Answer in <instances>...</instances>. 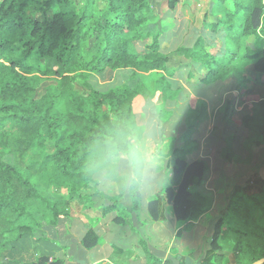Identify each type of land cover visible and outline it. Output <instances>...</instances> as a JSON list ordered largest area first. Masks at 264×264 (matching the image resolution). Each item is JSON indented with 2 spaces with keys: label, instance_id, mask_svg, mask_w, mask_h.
<instances>
[{
  "label": "trees",
  "instance_id": "16d2710c",
  "mask_svg": "<svg viewBox=\"0 0 264 264\" xmlns=\"http://www.w3.org/2000/svg\"><path fill=\"white\" fill-rule=\"evenodd\" d=\"M178 3L0 0V264H64L60 256L97 247L103 240L93 228L81 246L63 240L70 209L86 214L87 196L101 179L115 182L119 193L103 195L113 200L105 210L125 195L134 210L140 207L144 168L163 165V159L152 155L148 161L136 149L144 130L133 103L141 97L143 109L161 120L165 104L185 91L171 77L185 78L195 94L234 76L239 103L253 101L240 124L264 146V0H209L204 35L166 54L161 42L173 27L166 17L173 18ZM107 70L127 72L106 85L92 76ZM231 104L228 99L219 108L225 116ZM208 115L206 101L187 104L181 144H171L167 154L174 157L169 185L146 204L153 220L166 219L160 190L183 230L212 208L213 197L201 190L209 158L189 161ZM226 142L217 155L230 163L235 154ZM130 156L138 159L127 181L119 159ZM260 161L236 158L252 167L249 178L237 188L227 179L228 195L218 194L223 206L198 264H253L264 257V224L256 214L264 211ZM139 244L144 264H184L146 238Z\"/></svg>",
  "mask_w": 264,
  "mask_h": 264
},
{
  "label": "rangeland",
  "instance_id": "374dc122",
  "mask_svg": "<svg viewBox=\"0 0 264 264\" xmlns=\"http://www.w3.org/2000/svg\"><path fill=\"white\" fill-rule=\"evenodd\" d=\"M157 1L159 3L163 2V0ZM207 2H209V0H203L200 4L197 0H179L175 12L172 15L173 18L166 17L168 23L173 21V27L165 33L161 42V51L163 53H171L180 46H189L198 36L204 35V33H202V26L203 17L208 10ZM227 5L229 4L227 3ZM163 7L165 8L164 5ZM156 10H159L158 7H156ZM206 37H208V35ZM136 49L141 52L140 43L137 44ZM126 72V70H107L99 75L94 74L92 76L99 84L106 85L118 81ZM87 77L88 74L84 76V79ZM233 79L234 76H231L224 82H219L208 90L200 88V90L203 91L199 95L198 93L194 94L192 92L189 82L185 78L171 77L170 80L172 81V84L184 88L185 91L176 99L168 101L165 104V112L163 113L161 120L143 109V99L141 97L134 100L133 111L138 119L139 126H142L144 130V139L136 142V149L138 151L142 150L141 153H144L148 161L150 160L149 158H152V155H157L163 159V165L147 164V166H145L143 175L144 180L140 186L142 189L143 201L148 196V200L154 199L153 194L156 193L161 186L164 188L169 185L174 157L167 154L171 144L174 147H178L181 144V136L185 130L183 122L187 104L194 99L193 96L209 99V103L212 105V110L209 112L208 117L202 122L199 127L200 129H198L195 135L201 152L190 155L189 161L194 160L195 156L199 155L200 157H205L207 154V156H209L208 162L211 169V164L215 166V168L212 169V172H209L206 181L204 180V186L201 187V190H204L205 193H208L207 195L213 197V210L209 211L207 214L201 215L188 230L181 229L182 227L179 223H176L174 226L173 222L159 223L152 218L151 221H153V223L146 218L145 220L138 219L136 222L134 220L135 215H138V218L142 215L140 211L134 212L135 215H132L133 217L131 218L130 223L121 222L120 225L122 226L116 228V230H122V233L117 234L116 230L107 232V238L109 239L107 244L109 246L115 244L129 249L132 239L138 240L141 238H147L150 245L155 250L166 252L169 245L171 246L169 254L177 256L180 251L184 264L199 263L206 249L207 241L212 235L213 230L211 221H214V219L220 214V209L223 206L221 202L223 198L219 197L218 194H223V196L228 195V192L226 191L227 179H229L230 187L237 188V186L243 184L244 181L249 178L252 167L236 162V158L246 159L248 155H253L254 160L260 159L261 163L264 162V146L261 138L256 134L249 132L240 124L241 116L246 112H250L253 101H250V105L246 103L245 106H242V104L239 103V95H237V93H235L236 100L233 99L231 96L232 94L229 95L235 91L233 90L235 85ZM260 91L264 93V88L260 89ZM228 99L232 104L228 106V116H225V110L220 111L219 108L223 102ZM158 101L160 102L159 99ZM227 140L231 142V147L235 154L233 161L230 163L225 162L220 156H218L219 152L223 150V148L225 149ZM137 159L138 157L134 156L119 159L120 174L124 178L132 177L131 166L137 161ZM261 170L264 172V169ZM113 192H117L115 183H108L104 179L99 180L95 193L87 196L88 199L90 198L89 201L86 200L90 210L87 209L86 213L91 214L92 211H101L99 208L109 206L113 200L108 199L103 195ZM159 192L167 208L168 214L169 212L171 213L172 207L167 199L168 196L163 190H160ZM109 208L110 209L104 212L106 215L103 221L109 217L113 218L115 215H129V218L131 216L130 212H126L122 206ZM76 213L80 214L72 207L70 209L69 218ZM256 214L259 217V221L264 224V211L257 210ZM131 222L133 224H131ZM75 223H77V221ZM150 223L151 226H149ZM126 225L129 228L134 225V231L131 229L130 231H125ZM72 226L73 228H70L69 230H71V234L75 239L81 229L79 224H74ZM145 226H149V231L146 230V233L144 231ZM48 236L50 237L52 234H49ZM132 248L138 256L142 258L143 255L140 245L135 244ZM60 257L64 259L65 256L63 255ZM94 257V253L91 251L89 253V258L91 259Z\"/></svg>",
  "mask_w": 264,
  "mask_h": 264
},
{
  "label": "crops",
  "instance_id": "0c3cea01",
  "mask_svg": "<svg viewBox=\"0 0 264 264\" xmlns=\"http://www.w3.org/2000/svg\"><path fill=\"white\" fill-rule=\"evenodd\" d=\"M201 1H203V0H197V2L199 4L201 3ZM206 4L209 6V2H207ZM261 81L264 83V76L262 77ZM202 91L203 90L199 89L198 94L200 95V93ZM235 93H237V95H239L238 91H233L232 93L229 94V95L232 94L231 96L233 97L234 100H236ZM193 97H194V99H202V100L206 101L208 104V112H211L212 105L209 103L208 98L203 99V98H200L198 96H193ZM230 99H231V97H230ZM246 103L248 105L251 104L250 101H248V102L242 103V106H245ZM205 135H207V134H205ZM199 152H201L200 149H198L197 153H195V154H198ZM195 157L202 158L203 156L200 157L198 155ZM207 157L209 158V156H207ZM211 165H212V169H214L215 166L213 164H211ZM209 166H210V164H209ZM209 169H210L209 172H212L211 167H209ZM129 179L130 178H127V181ZM143 180H144V176L142 178V181ZM111 183H115V182H111ZM118 194H119L118 189H117V192L107 193V195L113 196V197L117 196ZM148 198H149V196L146 197L143 201L141 200L140 207L136 210L133 209L132 201L128 195L123 196L121 199L118 200V202L115 203V206H114L115 208L117 206L118 207L122 206L126 212H130V214H131L130 218H129V215L128 216L115 215L113 218L109 217L108 219L103 221L104 217L106 215V213H104V212L107 210H105V208L102 207V208H99V210H101L102 212L101 211H96V212L92 211L91 214H89V213L77 214L76 213L71 218L66 219L64 229H65V232L67 235H66V239L63 240L65 242V244L66 243L68 244V242H69V244H70V242H74V244L81 246V239H82L84 233L90 228H93L97 232V235L103 240V242L99 243V245L93 249H83L82 254H80L77 250H74V251L72 250L71 253L64 255L65 256L63 259L64 264H144L145 263V255L143 253V250H142L143 256L141 258L138 256V254L132 248V246L135 244L140 245L139 244L140 239H138V240L132 239L129 249L123 248V247L115 245V244H112V246H109L107 244L108 240H109L107 238L108 237L107 232L115 231L116 228L122 226V225H120L121 222L130 223L131 218L133 217L132 215H135L134 212H138V211L141 212L142 216H139L140 218H138V215H135L134 220L136 222L138 219L145 220V218H146L148 221L153 223V221H151L152 219L150 218V216L147 213V205L146 204L148 202ZM211 210H213V209L211 208L209 211H211ZM209 211H207L205 214H207ZM165 216H166L165 220H163V221L158 220L156 222H159V223L173 222L174 226L176 223H179V222H176L172 209H171V213L169 212V214H168L167 208H165ZM76 221H77V223H75ZM74 224H79V227L81 229V231L78 232L77 238H75V239H74L73 235L71 234V230H69L70 228H73L72 225H74ZM131 224H133V223L131 222ZM149 226H151V223ZM180 226H182V225L180 224ZM148 227H146V226L144 227L145 233H146V230H148ZM145 228H147V229H145ZM130 229L132 231H134V229H135L134 225H132L130 228L126 225L125 231H128V230L130 231ZM116 232H117V234H119V233H122L123 231L122 230H116ZM70 235H71V237H70ZM170 249H171V246L168 245L167 250L165 252L166 256L169 255ZM91 251H93L95 257L90 259L89 253ZM177 256H178V258L182 257V255L180 254V251H179V254Z\"/></svg>",
  "mask_w": 264,
  "mask_h": 264
},
{
  "label": "water",
  "instance_id": "95a60500",
  "mask_svg": "<svg viewBox=\"0 0 264 264\" xmlns=\"http://www.w3.org/2000/svg\"><path fill=\"white\" fill-rule=\"evenodd\" d=\"M253 264H264V257L257 260L256 262H254Z\"/></svg>",
  "mask_w": 264,
  "mask_h": 264
}]
</instances>
